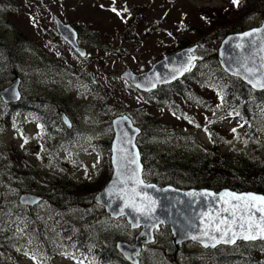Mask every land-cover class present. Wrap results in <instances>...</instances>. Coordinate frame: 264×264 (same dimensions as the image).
I'll use <instances>...</instances> for the list:
<instances>
[{
  "label": "rangeland",
  "instance_id": "obj_1",
  "mask_svg": "<svg viewBox=\"0 0 264 264\" xmlns=\"http://www.w3.org/2000/svg\"><path fill=\"white\" fill-rule=\"evenodd\" d=\"M247 1L255 2L253 7L250 2V9L264 12V0ZM0 6L5 8L0 13V45L16 40L22 43L26 51L27 72L25 67L20 68L25 94L58 96L65 105L60 110L67 113L78 129L88 131L87 135L73 131L69 143L65 144L67 149L70 144L75 146L76 150L70 156L83 158L78 162L69 160L71 158L58 149V143L51 147L44 144V149L40 147L35 140L37 129L34 126L28 128L25 139L16 136L10 129L11 125L0 137V160L14 163L10 151L20 152L19 155L29 166L28 172L36 173L48 204L51 202L48 185L54 180L56 183L59 179L65 181L64 184L80 185L84 181L95 183L99 179V155L84 156L83 151L95 149L98 154L101 153V148L93 143L113 138L110 125L117 116L127 115L136 121L141 116L145 119L150 116L159 126L174 132L168 133L171 138L181 140L186 137L190 142L191 139L198 142L195 144L200 146L196 150L198 153L212 143L211 137L203 132V126L207 118L219 109V99L213 94L196 88L200 100L198 105L193 106L170 93V88H167L163 92L170 91L165 97L168 99L171 94V104L162 103L161 95H157L159 92H154L148 102L122 76L131 71L136 75L149 72L165 58L166 52L176 49L182 40L195 39L192 27L205 29L201 24L200 9H230L234 6L233 0H0ZM55 17L65 24L74 27L87 25L97 32V36H89L90 42H86L87 59L77 56L62 39L56 30ZM261 17H250L244 22V28L261 26ZM222 41L215 37L209 39L199 49L200 54L218 51ZM13 75L8 77L11 79ZM8 77L0 79V89L7 86ZM88 77L94 85L96 96L90 93ZM24 105L36 106L34 103ZM210 131L225 142H230L231 148L227 151H234L237 155L246 154L244 150L258 144L257 140L253 142L254 136L246 139V127L238 122L226 121L219 127L210 128ZM7 171L4 165L0 167V179L11 186L13 180ZM145 180L150 183L148 178L145 177ZM100 208H93V211L99 213ZM91 214V211H87V216ZM105 217L96 218L90 230L103 226L110 219ZM5 220H0V223H5ZM109 227L112 228L111 225ZM166 234L159 235L164 241L165 255L171 249ZM110 235L114 236L112 231ZM176 257L171 259L170 264L176 263ZM57 264L74 263L62 259Z\"/></svg>",
  "mask_w": 264,
  "mask_h": 264
},
{
  "label": "trees",
  "instance_id": "obj_2",
  "mask_svg": "<svg viewBox=\"0 0 264 264\" xmlns=\"http://www.w3.org/2000/svg\"><path fill=\"white\" fill-rule=\"evenodd\" d=\"M250 2L239 1L238 5L234 4L230 9H200L199 16L205 29L192 27L191 32L196 35L195 39L192 41L188 39L186 42L182 40L176 49L166 52L165 57L191 47L192 43L202 49V46L213 37L223 40L230 34L241 33L245 31L244 22L252 16L262 15L264 21V12H256L255 8L250 9ZM254 3L251 2V6ZM75 29L81 39L87 42H90L89 36L92 38L97 36V32L92 31L87 25L75 26ZM199 58L193 70L182 80L166 86L171 92L165 93L163 92L166 91L165 89L159 90L157 95H161L160 101L170 102L171 94L168 99L165 97V94L170 92L187 103H193L199 98L196 88L210 92L221 101V106L216 110L214 117L205 121L206 128L221 126L227 120H237L246 127L244 134L246 139L254 136L253 142L257 140L258 144L244 150L246 154L237 155L238 153H229L221 149L224 142L214 135L213 145L207 153L195 155L189 152V145H192V142L182 139L185 137L181 140L171 138V134L168 133L174 132H169L165 126H159L149 116L144 118L142 125L144 138L147 137L148 142L147 147L143 148L142 159L147 170V178L160 187L173 186L181 190L207 189L214 192L228 189L239 193L255 192L264 195V91H254L241 80L229 77L220 66L217 50L206 51L200 54ZM12 73L21 75L17 66ZM24 96L29 102L37 101L38 111L29 113L30 107L24 105L25 101L21 103V110L4 105V110H0V121L4 122L3 124L0 122V131L9 127L8 124L11 122L12 126L22 128L24 121H30L33 116L48 137L49 135L56 137L52 132L66 137L58 143V149H62V145L66 144L71 133L59 116L58 110L62 109L61 107L65 108L63 99L59 101L55 95L48 99ZM150 96L142 95L147 101H150ZM153 131L161 133L157 140L158 136H155ZM144 138L140 139L141 147L145 143ZM95 144L101 146V171L98 176L100 181L98 179L95 183L87 182L80 185L69 182L64 184L65 181L59 179L57 183L55 180L52 181L48 185L47 192L51 196L53 212L43 217L36 215L33 210L19 207L18 199L22 192L40 190V186L36 173L28 172L29 166L19 155L20 152L17 150L10 152L14 163L2 161L13 176L14 183V186L6 185L0 190V208L3 210L0 220L7 219L5 223H0V238L4 241L3 246L8 244L9 238L16 236L26 238L27 245L32 251L29 257L35 264H54L52 261L56 252H50L47 241L51 238L52 241L60 238L64 244L62 254L76 263L120 264L124 261L116 249L118 236L115 234L111 236L109 232L106 236L95 239L90 230L96 218L107 217L101 208L99 213L93 211L95 210L93 208H97L94 199L112 176L111 140L107 139ZM68 156L72 159V156ZM87 211H91L92 214L87 216ZM121 222L126 225L125 220ZM122 223L113 221L112 228ZM164 233L169 234V231H161L159 235ZM167 237L170 239L169 236ZM33 247H35L34 251ZM171 248L168 255L176 257L175 247L171 245ZM2 251L9 258L7 263H16L11 248L6 247ZM180 251L186 255L183 264H234V259L241 260L242 264H264V242L240 243L233 248H221L214 252L195 247H187Z\"/></svg>",
  "mask_w": 264,
  "mask_h": 264
},
{
  "label": "water",
  "instance_id": "obj_3",
  "mask_svg": "<svg viewBox=\"0 0 264 264\" xmlns=\"http://www.w3.org/2000/svg\"><path fill=\"white\" fill-rule=\"evenodd\" d=\"M55 22L59 34L82 58H86L87 52L79 47L75 30L70 25H65L57 17L55 18ZM248 32H252L253 36L245 37L244 34ZM245 33L231 35L223 41L218 55L220 66L228 75L242 80L253 90L264 91V23L260 28ZM250 39L254 40L255 43L249 45L248 41ZM238 44L242 45V47L238 48ZM196 50L197 47L182 50L157 63L147 73L135 75L131 73V71L123 75L122 78L141 93H150L155 91L159 86L173 84L188 74L197 61V58L193 56ZM182 55H185V57L181 58ZM0 96L5 102H17L20 99L19 81L14 83L7 91L1 93ZM63 118L64 122L70 126V121L65 114H63ZM113 127L115 132L111 148L113 177L111 182L95 200L97 204L106 208L112 218L119 219L121 217H127V221L131 225L132 230L143 228L142 236H147L149 240L153 239L154 231L159 230L160 226L168 225L171 227L172 233L176 237L173 242L175 246L185 243H195L204 249H216L225 245L233 247L239 242H264V238L259 236L254 240H244L239 238V233L235 243L224 242L231 237V233L223 238H221L220 233H213L217 237L216 240L211 239L210 236L203 235L206 230L205 222L207 221V217L204 218L205 222H202L200 218L201 213L208 210V205L210 203L216 209L222 207L223 204L222 202L213 201V198L210 196H190L188 194L214 193L209 190L181 191L173 187L160 189L155 185L150 188H142L140 189L142 192H147L148 195L156 201L155 210L152 212L151 216H143L129 208H124V212L121 214L120 209L123 208L124 201L120 198L119 193L121 189H124L126 186L128 188L134 186L131 180H128L127 185L122 182L132 175L130 169H136L137 167L136 164L129 163V160L132 159V154H138L136 160L139 165V175L144 181L141 154L136 144L141 130L135 127L132 120L127 116L114 120ZM128 141H131V143ZM109 189H113V191L110 193ZM228 192L234 193L229 190H223L214 194H216L218 198L220 194ZM235 194L257 195L255 193ZM31 199H33V202ZM37 199L38 198L29 199L28 196L24 195L20 199V204L24 206L33 205L35 202L38 203L40 201ZM225 199L228 198L225 197ZM133 224L137 226L133 227ZM193 237H198V239L194 240ZM118 248L126 259L133 264H138L135 254L139 253V246L130 248L120 243ZM130 250H132V252H129Z\"/></svg>",
  "mask_w": 264,
  "mask_h": 264
},
{
  "label": "snow or ice",
  "instance_id": "obj_4",
  "mask_svg": "<svg viewBox=\"0 0 264 264\" xmlns=\"http://www.w3.org/2000/svg\"><path fill=\"white\" fill-rule=\"evenodd\" d=\"M238 3L239 0H233V4L238 5ZM244 36L252 37L253 33L248 32ZM248 43L251 45L255 41L250 39ZM237 47L240 48L242 45L238 44ZM128 142L131 143V141ZM137 156L138 154H132V159L129 160L130 164L137 165L136 169H130L132 175L127 180L122 181L127 185L128 180H131L134 186L131 188L126 186L124 189H121L119 196L124 201V205L120 209V212L123 214L124 208H129L143 216H151L155 210L156 201L147 192H142L140 189L154 187V185L145 184L140 178L139 165L136 160ZM112 191L113 189H109L110 193ZM188 195L210 196L213 198V201L222 202L223 204L222 207L216 209L210 203L208 210L201 213L200 218L202 222H205L204 218L207 217V221L205 222L206 230L203 235L210 236L211 239L216 240L217 237L213 233H220L221 238L231 233V237L224 241L226 243H235L238 233L239 238L244 240H254L258 236L264 238V196L253 194L237 195L230 192L222 193L218 198L214 193H189ZM225 197L228 199H225ZM136 226V224H133V227ZM193 239H198V237H193Z\"/></svg>",
  "mask_w": 264,
  "mask_h": 264
},
{
  "label": "flooded vegetation",
  "instance_id": "obj_5",
  "mask_svg": "<svg viewBox=\"0 0 264 264\" xmlns=\"http://www.w3.org/2000/svg\"><path fill=\"white\" fill-rule=\"evenodd\" d=\"M16 43H17L16 40L11 41V44L9 45V48H7V44H3V46L0 45V79L1 80L2 79L5 80L8 77V75H11L12 71L14 70V68L17 65L18 58H17V54H16V51H17ZM14 64H16V65H14ZM14 76H17V75L14 74ZM7 81L8 82L5 83V85H7L6 87H8L10 84L13 83L12 78L10 79L8 77ZM21 81L23 83L22 79H21ZM22 83H21V86H20V92H22ZM22 101H23L22 96L20 97V99L17 102L16 101H11L10 103H5L4 101L0 100V110H4V108H3L4 105L13 106L14 108H16V110H21ZM16 105H17V107H16ZM1 113H2V111H1ZM138 121L140 122L141 119H138ZM0 122L2 124L4 123L2 121H0ZM10 124L12 125L13 123L11 122L8 125L10 126ZM0 242H1V240H0Z\"/></svg>",
  "mask_w": 264,
  "mask_h": 264
},
{
  "label": "bare ground",
  "instance_id": "obj_6",
  "mask_svg": "<svg viewBox=\"0 0 264 264\" xmlns=\"http://www.w3.org/2000/svg\"><path fill=\"white\" fill-rule=\"evenodd\" d=\"M207 239V238H206Z\"/></svg>",
  "mask_w": 264,
  "mask_h": 264
}]
</instances>
